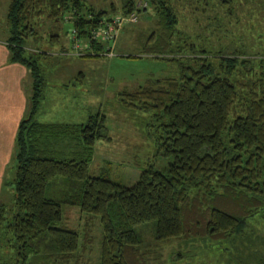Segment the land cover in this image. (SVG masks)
<instances>
[{"label": "trees", "instance_id": "16d2710c", "mask_svg": "<svg viewBox=\"0 0 264 264\" xmlns=\"http://www.w3.org/2000/svg\"><path fill=\"white\" fill-rule=\"evenodd\" d=\"M141 1L122 0L119 10L110 7L112 13L85 0L10 1L8 61L25 67L32 84L15 135L13 178L4 183L12 201L0 202V264L75 261L92 240L89 231L81 235L68 226L64 207L98 219L95 264H147L140 252L147 228L158 243L228 240L243 235L251 220L264 218V53L252 45L210 46L182 22L184 6L230 15L236 1L144 0L148 8H139ZM147 9L157 30L141 54L176 63L178 75L118 97L122 109L141 115L139 125L155 156L167 163L147 166L133 185L124 186L104 169L89 173L95 143L109 141L104 115L79 123L36 120L45 89L40 60L48 54L30 53L26 45L37 35V19L70 14L72 29L82 42L90 41L93 52L81 59L106 57L92 32Z\"/></svg>", "mask_w": 264, "mask_h": 264}, {"label": "rangeland", "instance_id": "374dc122", "mask_svg": "<svg viewBox=\"0 0 264 264\" xmlns=\"http://www.w3.org/2000/svg\"><path fill=\"white\" fill-rule=\"evenodd\" d=\"M10 1L0 0V43L8 38L6 13ZM85 1L96 10L107 11H110L111 6L119 10L122 2ZM235 1L234 12L230 15L219 12L214 7H208L202 12V7L193 10V7L184 6L185 21L182 22L188 25L193 37L210 46L223 48L228 45H252L253 49L264 53V0ZM143 3L144 0L141 1ZM146 7L148 8L147 3ZM69 19L70 14L63 15V19L57 21L45 16L37 19L34 25L37 35L26 45L30 53L48 54L47 60H40L46 97V102H42L47 103L49 108L60 106L62 109H54L46 115L52 121L68 120L78 123L98 112L104 115L109 141L99 140L95 143L89 173L97 175L104 169L112 181L131 186L147 166L161 167L167 160L155 156L153 143L139 125L138 118L141 115L122 109L118 94L134 91L151 80L176 77L178 67L174 62L141 54L142 45L157 30L156 20L150 9L146 13L137 14L135 23L125 24L120 29L114 46L115 56L112 58L80 59L61 55V51L69 47L73 28ZM53 35L58 36L55 38L58 40L56 43L49 42V37ZM13 174L14 163L7 170L9 180L13 178ZM10 189L8 187L3 190L4 203L12 201ZM63 213L70 228L77 229L81 235L85 230L89 231L92 240L79 251L77 259L68 264H95L101 239L98 219L82 214L77 207H64ZM145 230L140 252L147 264H262L264 261V218L251 220L243 235L228 240L197 238L158 243L151 231L148 228Z\"/></svg>", "mask_w": 264, "mask_h": 264}, {"label": "crops", "instance_id": "0c3cea01", "mask_svg": "<svg viewBox=\"0 0 264 264\" xmlns=\"http://www.w3.org/2000/svg\"><path fill=\"white\" fill-rule=\"evenodd\" d=\"M6 41L0 43V202H4L2 195L5 188L4 183L6 180H9L7 170L13 165L15 135L19 122L25 115L32 84L29 72L25 67L8 61L9 52ZM67 57L79 58L71 55ZM27 84L29 87H27ZM43 100L46 102L45 96ZM54 109L60 111L62 108L60 106L49 108L47 103L41 102L36 120L40 123H78L68 120L52 121L46 114L52 112Z\"/></svg>", "mask_w": 264, "mask_h": 264}, {"label": "built area", "instance_id": "2783aa9c", "mask_svg": "<svg viewBox=\"0 0 264 264\" xmlns=\"http://www.w3.org/2000/svg\"><path fill=\"white\" fill-rule=\"evenodd\" d=\"M146 3L141 4L139 2L137 7L144 8ZM137 21V13L132 12L127 17H116L113 18L110 22L102 23V26L98 27V29L92 32L91 40H97L102 45H104V50L101 53L102 56L113 57L114 51L113 47L116 42L117 34L119 33L121 27L124 24H133ZM93 52L90 50V41L82 42L78 37L77 33L74 29L70 32L69 37V48L65 52L62 53L64 56H86L92 54Z\"/></svg>", "mask_w": 264, "mask_h": 264}]
</instances>
